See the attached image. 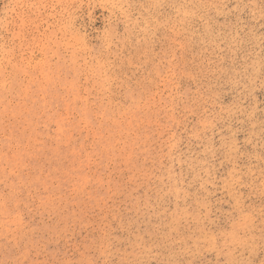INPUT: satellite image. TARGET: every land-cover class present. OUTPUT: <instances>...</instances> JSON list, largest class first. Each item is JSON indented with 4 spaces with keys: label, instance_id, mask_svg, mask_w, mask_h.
Wrapping results in <instances>:
<instances>
[{
    "label": "rangeland",
    "instance_id": "374dc122",
    "mask_svg": "<svg viewBox=\"0 0 264 264\" xmlns=\"http://www.w3.org/2000/svg\"><path fill=\"white\" fill-rule=\"evenodd\" d=\"M0 264H264V0H0Z\"/></svg>",
    "mask_w": 264,
    "mask_h": 264
}]
</instances>
